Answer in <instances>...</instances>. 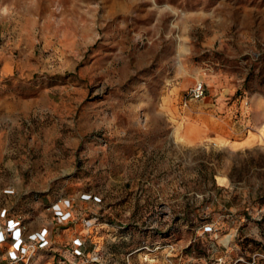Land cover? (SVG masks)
<instances>
[{
    "label": "rangeland",
    "instance_id": "1",
    "mask_svg": "<svg viewBox=\"0 0 264 264\" xmlns=\"http://www.w3.org/2000/svg\"><path fill=\"white\" fill-rule=\"evenodd\" d=\"M0 264H264V0H0Z\"/></svg>",
    "mask_w": 264,
    "mask_h": 264
},
{
    "label": "crops",
    "instance_id": "2",
    "mask_svg": "<svg viewBox=\"0 0 264 264\" xmlns=\"http://www.w3.org/2000/svg\"><path fill=\"white\" fill-rule=\"evenodd\" d=\"M186 117L194 120V122L184 121L183 126L184 136L190 143L206 140V143L241 150L258 144L262 135L261 132L255 130H249L243 134L244 123H241V120L236 122L242 127L237 132L234 131L235 128L228 130L225 122L232 119L231 115L223 117L217 109L206 107V112L187 114ZM200 118L206 120V125L199 122Z\"/></svg>",
    "mask_w": 264,
    "mask_h": 264
},
{
    "label": "built area",
    "instance_id": "3",
    "mask_svg": "<svg viewBox=\"0 0 264 264\" xmlns=\"http://www.w3.org/2000/svg\"><path fill=\"white\" fill-rule=\"evenodd\" d=\"M206 94V88L205 85L201 82L186 92L185 95V103H188L190 100L193 99H201ZM56 210V215L60 219H67L69 218L70 213L67 211H64L60 209L59 207ZM66 214H68L66 216ZM10 223H12V228L9 229L10 232H12V241H13V250L11 251L10 258L12 261L18 260L21 255L27 254L30 250L31 246H28L25 241L20 239L19 237V228L17 229V226L19 225V221H15L14 219L10 220ZM47 229L42 230L41 232L37 233L35 237H32L30 240L34 242V245H38V247H44L48 244L47 240ZM5 240V238L2 239V241ZM35 249V248H34ZM80 251L79 249H77Z\"/></svg>",
    "mask_w": 264,
    "mask_h": 264
}]
</instances>
